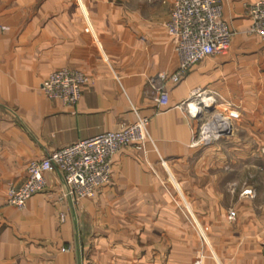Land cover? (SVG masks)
Listing matches in <instances>:
<instances>
[{
	"label": "crops",
	"instance_id": "crops-1",
	"mask_svg": "<svg viewBox=\"0 0 264 264\" xmlns=\"http://www.w3.org/2000/svg\"><path fill=\"white\" fill-rule=\"evenodd\" d=\"M256 1L221 0L233 37L247 34L246 6ZM65 2L69 12H58ZM171 6L0 0V264H190L197 255L204 264H264V46L233 42L198 62L168 86V106L155 114L148 81L176 68L165 29ZM62 68L88 79L74 106L39 91ZM196 89L233 127L207 147L192 145L182 105ZM135 113L149 119L154 146L119 150L93 198L73 207L59 200L60 176L47 173L23 210L6 204L30 162L130 124Z\"/></svg>",
	"mask_w": 264,
	"mask_h": 264
},
{
	"label": "built area",
	"instance_id": "built-area-1",
	"mask_svg": "<svg viewBox=\"0 0 264 264\" xmlns=\"http://www.w3.org/2000/svg\"><path fill=\"white\" fill-rule=\"evenodd\" d=\"M250 24L247 34L256 36L264 46V0L246 6ZM165 29L173 45L176 68L173 72L159 74L148 81L153 94L155 114L168 106V86L178 84L198 62L224 55L233 33L222 19L221 0H172ZM4 30V28H1ZM87 77L77 70L62 68L51 72L40 84L39 91L50 101L74 106L81 96V88ZM186 116L194 122L193 146H210L232 134L230 118L215 110V100L204 89H196L183 104ZM148 121L135 113L134 122L80 140L48 154L41 161H32L26 167L22 184L10 187L6 192V204L23 210L27 201L44 191V175L57 173L62 190L59 200L68 199L75 206L81 199H91L108 185L112 171L113 156L122 148L144 151L153 141L148 133ZM244 195H251L249 190ZM234 214L229 213L232 220ZM190 264H204L202 255L191 259Z\"/></svg>",
	"mask_w": 264,
	"mask_h": 264
},
{
	"label": "rangeland",
	"instance_id": "rangeland-1",
	"mask_svg": "<svg viewBox=\"0 0 264 264\" xmlns=\"http://www.w3.org/2000/svg\"><path fill=\"white\" fill-rule=\"evenodd\" d=\"M54 7L58 9V12H62V11L63 12H69V2H67V3L66 2L65 3H58ZM233 42H236L238 44L249 45V46H252V47H255V48L260 46L258 38L256 36L249 35V34H246V35L240 36V37H233L232 36L230 44H232ZM250 54H254V52L251 51Z\"/></svg>",
	"mask_w": 264,
	"mask_h": 264
}]
</instances>
